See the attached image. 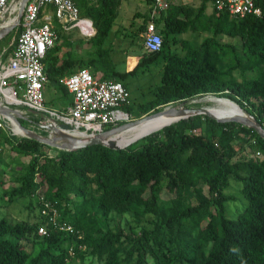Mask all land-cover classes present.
<instances>
[{"label":"trees","instance_id":"trees-1","mask_svg":"<svg viewBox=\"0 0 264 264\" xmlns=\"http://www.w3.org/2000/svg\"><path fill=\"white\" fill-rule=\"evenodd\" d=\"M74 1L95 33L87 37L53 21L55 45L43 59L44 72L46 84L61 95L69 93L60 79L84 67L130 93L127 76L140 64L158 62L152 97L134 108L130 94L123 106L132 119L214 95L246 109L264 127V5L259 16L234 17L208 12L212 0L172 3L155 18L160 50L145 51L131 69L119 71L106 42L121 0ZM149 19L134 11L121 37L142 40ZM188 31L211 35L192 44L179 37ZM148 133L124 148L95 144L51 154V146L0 127V164L3 143L27 157L2 190L0 264H264V139L241 123L204 114ZM247 150L261 156L248 157ZM231 179L240 183L245 201L235 216L226 212L235 199L227 193ZM15 204L24 216L10 220L8 207Z\"/></svg>","mask_w":264,"mask_h":264},{"label":"built area","instance_id":"built-area-1","mask_svg":"<svg viewBox=\"0 0 264 264\" xmlns=\"http://www.w3.org/2000/svg\"><path fill=\"white\" fill-rule=\"evenodd\" d=\"M173 0H151L150 17L142 36L145 51H159L162 37L157 31L155 18L168 9ZM20 0H0V28L14 24L17 33L10 44V54L4 60L3 48L0 54V103L4 106L20 107L46 114L50 122H64L79 133V136L100 133L106 126H116L129 121L130 114L123 108L130 102V93L116 80H103L93 76L88 68H80L60 79L72 95L71 103L58 111L45 104L43 89L48 79L44 72L43 59L48 49L55 45L56 34L53 21L57 20L63 29L78 27L81 34L92 36L94 25L90 20L80 17L74 0H27L22 17L16 24ZM264 0H212V9L227 12L234 17L248 14L259 16ZM17 109V108H16ZM28 118L29 113H26ZM0 115V127H7L12 133L14 127ZM32 129V128H31ZM36 131L35 129H32ZM40 133V129L37 131ZM256 156L261 154L256 152ZM46 207L48 205L46 204ZM54 220V216L50 217ZM60 230L72 232V226L56 224ZM40 233H45L40 229Z\"/></svg>","mask_w":264,"mask_h":264},{"label":"rangeland","instance_id":"rangeland-1","mask_svg":"<svg viewBox=\"0 0 264 264\" xmlns=\"http://www.w3.org/2000/svg\"><path fill=\"white\" fill-rule=\"evenodd\" d=\"M177 2L183 3H194L197 4L198 0H176ZM208 12L212 10L211 3H208ZM134 11H139L143 14H147L149 12V5L146 4V0H121V5L119 8L118 17L115 20L114 27L112 28L106 45H110L113 48L111 50V56L113 61L116 63V69L119 71H127L131 69L141 58L142 54L145 52V49L141 46L142 40L136 39L135 41H130L129 37L122 38L121 34L123 32H129L130 29H125L124 26H128L130 17ZM17 33L16 30H11L7 33L3 38L0 39V51L5 48L8 51L10 49V42L13 39V36ZM81 34V32H80ZM211 33L208 31L204 32H186L179 35L180 38H187L191 41L192 44L199 43L204 37L210 36ZM89 37V36H87ZM221 41L223 42H232L237 43V39H232L228 37H222ZM88 45L84 43L81 47L78 48V51L82 53L84 49H86ZM6 50V51H7ZM132 67L128 68L129 65ZM145 68L144 72L143 69ZM159 71V63H149V64H140L134 74H129L126 78L128 81V87L131 94V101L132 106L136 108V104L139 102L147 101L152 97V93L149 89L157 84L160 80ZM45 104L48 107L55 108L56 110H61L66 104H68L69 100L72 98V95L69 93L66 96L61 95L60 92H57L51 84H46L43 89ZM179 102H175L174 105ZM186 107H198L203 106L208 110H213L218 113L221 110H224L230 106H234V104L224 100V99H217L212 95L208 96H196L193 99L189 100V102L185 105ZM237 107V106H236ZM132 120V115H130V119ZM126 122V121H125ZM26 123L24 122L23 125ZM11 126V124H9ZM12 127V126H11ZM12 131V130H11ZM14 131L18 134H21L22 131L14 125ZM41 132V131H40ZM45 134V131H42ZM51 154H56L57 150L52 147L50 149ZM245 154L248 157H253L255 153H252L250 150H247ZM2 155L3 161L11 162L10 166H4L2 162L0 164V168H4V172L0 179H2V183H0V204L4 203V197L2 196V190L8 189L12 182L9 180V176L14 173V171L19 170L20 163L19 160L22 162L27 161V157L19 156L11 151L8 145H2ZM12 157V161L10 158ZM240 183L234 182L232 179L230 180V185L227 188V193L233 194L235 199L231 200L227 203L226 212L229 216H235L238 212L243 209V204L245 203L244 198L239 190ZM20 204H15L14 206L8 207V218L10 220L21 219L24 216L23 209L21 210Z\"/></svg>","mask_w":264,"mask_h":264},{"label":"water","instance_id":"water-1","mask_svg":"<svg viewBox=\"0 0 264 264\" xmlns=\"http://www.w3.org/2000/svg\"><path fill=\"white\" fill-rule=\"evenodd\" d=\"M27 0H20L19 3V10L17 12V18H16V24H18L21 20L22 17V10L24 7V4L26 3ZM14 24L4 26L0 28V39L3 38L7 33H9L11 30L14 29ZM221 98V97H217ZM189 102V100H182L179 103H176L174 105H167L163 107L159 111L152 112L150 114L141 116L139 118H135L126 122H123L121 124H118L116 126H113L109 129H105L104 131L92 135H86V136H75L70 133L72 127L64 122H43L44 117L46 116L45 113L42 112H37L32 109H28L27 111L31 115L39 116L40 120L42 122H38L37 125L45 130V134L42 135L32 129H29L25 127L19 119L21 118V115L13 110L12 108L8 106H4L0 103V115L3 117H6L10 123L13 125H16L22 133L20 135L28 138H32L34 140H37L41 143H44L48 146L61 149V150H67V151H76L81 148L90 146V145H95V144H102L105 145L109 148H114V149H119V148H124L127 145L133 143L137 139L148 135L150 133H143L132 140H130L128 143L124 145H116V144H108L106 141H108V138L121 132L124 131L129 127L130 124H139L146 119H150L153 117L157 116H165V117H176L175 119L165 122L162 126L158 127L157 129H154L152 131H157L161 129L162 127L169 125L173 122H176L180 119H184L193 115L197 114H204L207 115L213 119H215L218 122H238L241 123L242 125H245L254 131L258 133V135L264 139V127L263 125L252 115L249 113L246 109H243L244 115L240 117H218L215 116L214 114L210 113L205 107L203 106H198V107H186L185 105ZM152 133V132H151Z\"/></svg>","mask_w":264,"mask_h":264},{"label":"bare ground","instance_id":"bare-ground-1","mask_svg":"<svg viewBox=\"0 0 264 264\" xmlns=\"http://www.w3.org/2000/svg\"><path fill=\"white\" fill-rule=\"evenodd\" d=\"M214 97L217 98V96ZM208 111L218 117H240L244 115L243 109L239 107L237 108L235 106H230L224 110L219 111L218 113L213 110ZM175 118L176 117L157 116L150 119H146L145 121L139 124H130L127 129L109 137L108 141L106 142L108 144L124 145L136 136L157 129L158 127L162 126L165 122L171 121ZM70 133L72 135L79 136V133L76 130H71Z\"/></svg>","mask_w":264,"mask_h":264},{"label":"crops","instance_id":"crops-1","mask_svg":"<svg viewBox=\"0 0 264 264\" xmlns=\"http://www.w3.org/2000/svg\"><path fill=\"white\" fill-rule=\"evenodd\" d=\"M172 3H176V0H173L172 1ZM95 28V27H94ZM94 35V34H93ZM90 37V36H89ZM44 63V62H43ZM130 67H132V65L130 64L129 66H128V68H130ZM69 93V92H68ZM71 100H72V98H71ZM71 100H69V102H68V104H66L61 110H58V111H63L70 103H71ZM10 108H12L13 110H15V111H17L20 115H21V118L19 119V120H23L26 124L24 125L25 127H27V128H29V129H35L36 131H37V129L39 128L40 129V131L42 132V131H45V130H43V129H41L38 125H37V123L38 122H42V120H40V118H39V116H33V115H31L28 111L26 112V113H29V116L31 117V118H28L27 116H26V113L25 112H22V111H20V110H22L20 107H16V106H9ZM17 108V109H16ZM50 108H52V107H50ZM52 109H55V108H52ZM56 110V109H55ZM44 120L45 121H43V122H50V121H48V118L45 116L44 117ZM12 133V132H11ZM13 135H18V136H22V135H20V134H18V133H12ZM41 134V133H40Z\"/></svg>","mask_w":264,"mask_h":264}]
</instances>
